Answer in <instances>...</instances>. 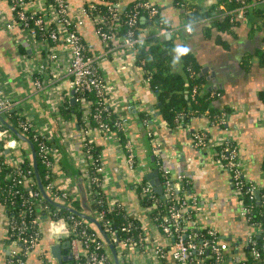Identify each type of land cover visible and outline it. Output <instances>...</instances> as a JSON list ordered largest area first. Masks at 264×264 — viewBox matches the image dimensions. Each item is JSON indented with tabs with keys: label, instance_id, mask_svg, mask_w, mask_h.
<instances>
[{
	"label": "built area",
	"instance_id": "obj_1",
	"mask_svg": "<svg viewBox=\"0 0 264 264\" xmlns=\"http://www.w3.org/2000/svg\"><path fill=\"white\" fill-rule=\"evenodd\" d=\"M7 2L10 12L0 15L4 19L6 29L12 33L15 30L23 32L35 53H43L41 61L35 60V56L34 59L31 58L32 56L28 54L22 57L24 69L32 77L36 87L41 90L47 89L49 86L45 83V78L56 81L64 76L70 80L71 92L74 93L66 94L74 95L75 103L80 104L83 111L80 124L75 117L71 118L75 128L79 129L82 139V147L74 163L83 172L88 193L90 187L95 188L94 191L99 195L104 191L108 198L113 196L108 187L114 179L111 169L106 164V158L102 151L96 155L92 152L95 132H99L110 142H115L120 153L125 154L129 167L134 172L132 187L137 191L138 188L140 189L138 198L140 193L144 196L156 192L151 181L144 178L139 171L141 164L137 146L129 134L130 117L117 108L116 104L119 102L114 100L116 84L105 76L101 63L113 50L133 53L138 44H144L142 38L136 35L134 27L139 18H146L145 13L151 19L158 17L157 5L150 0H137L129 18V25L133 29L127 36L116 38L113 33L105 30L100 22L95 23L98 18L95 14L97 7L92 0H83V5L77 13L72 12L70 0H7ZM85 2L88 4L84 5ZM240 2L239 7L227 10L226 13L235 16L237 20L245 21L248 9L254 4L248 3L247 0ZM262 3L264 4V0L257 2V4ZM123 4L124 0H116L114 16H117V11L123 7ZM86 20L94 22L96 32L103 43V49L98 52L92 51L80 35L78 28ZM115 29H118V26ZM191 30V27L187 28V31L191 32ZM146 79L149 81L150 75ZM199 90L200 86L194 85L192 93L195 94ZM86 93L93 94L94 98H87ZM213 94L218 96L221 91L213 90ZM21 102L20 98L7 94L6 86L0 80V111L5 117L11 113L17 116V126H14L27 136V132L32 134V138L30 136L29 138L37 143V151L42 162L55 173L53 179L44 185L45 190L56 201L72 206L71 201L81 196L77 177L66 167L57 166L63 153L58 146L54 131L50 126L36 122L35 118L21 107ZM127 107L132 109V104L128 103ZM142 123L147 129V134L153 136L150 114L142 118ZM215 123L225 124L223 129L226 132L219 141L209 143L206 130L199 128L193 132V144L209 146V148L221 145L216 150L217 154L215 155L214 150L212 155L230 173L233 190L242 203L241 215L246 217L256 229L249 233L246 243H251L253 257L264 264V242L258 246L255 239L258 224L253 220L255 202H257L256 190L260 188L252 179L245 176V165L240 157L238 145L227 130V111L218 116ZM0 140L5 154L4 157H0V167L10 166L9 175L13 174L14 181L28 186L29 183L38 186L37 180H31L33 169L24 163L25 157L31 153L30 148L24 150L23 140L1 121ZM159 148L160 146L156 144L157 153ZM89 168H93V172L90 173ZM161 176L163 197L174 195L175 198H172L169 212L164 215L161 224L151 217L145 205H142L144 207L142 212L133 214L121 201L127 209L124 214L126 220L120 227L123 232L121 238L113 229L112 219H105V208L95 211V216L103 220L104 226L110 229V237L114 242L119 243L121 251L142 253L150 251L157 256L160 264H223L228 256L229 243L220 237L214 227H207L206 232L196 229L203 227L198 218L201 201L196 194L185 189V182L189 183L186 174L175 175L170 168L162 167ZM46 177H50L49 172ZM179 192H183V198L177 196ZM180 198L182 200L176 205L175 200ZM99 201H102V198H99ZM189 205L195 209L197 217L192 218L187 212L186 207ZM21 206L17 215H12L7 210L9 236L18 240L22 246L21 253L12 251L8 264L24 263V256L35 248L42 237L44 224L52 236L55 235L61 240L70 239L74 255L70 264H114L105 242L96 231L89 229L87 218L73 211H70L69 215H59L58 209L62 207L52 204L39 188L28 187V193L23 197ZM136 216L142 224L135 223ZM155 226L163 233L164 242L158 241L154 236L152 227ZM191 226L195 230L192 231ZM77 241H81L83 248L78 247ZM236 264L249 263L244 257H239Z\"/></svg>",
	"mask_w": 264,
	"mask_h": 264
},
{
	"label": "crops",
	"instance_id": "obj_2",
	"mask_svg": "<svg viewBox=\"0 0 264 264\" xmlns=\"http://www.w3.org/2000/svg\"><path fill=\"white\" fill-rule=\"evenodd\" d=\"M150 1L157 5L159 19L163 20L166 27L148 24L142 28L140 37L144 44L166 41L176 48L187 44L194 50L203 68L209 67L207 72H203L210 79L208 86L221 91L216 96V104L228 111L227 130L238 145L245 165V176L259 186L261 197L264 198V15L250 13L245 21L239 20L237 24L228 27L222 24L221 18L230 9L222 0ZM70 2L72 12L75 13L83 5V0ZM255 4L258 8H264L263 3ZM193 7L209 11L210 16L201 22L190 23L187 16ZM5 12H10L8 2L0 0V15ZM3 21L0 17V80L5 84L7 94L20 98L21 107L36 122L50 126L61 152L66 147V152L75 162L82 147L80 131L75 128L72 119L65 120L62 125L58 123L64 95L71 93L70 80L64 76L56 81L45 78L49 87L44 90L37 88L24 69L22 57L28 54L41 61L43 53L36 54L23 32H9ZM142 22L145 23L146 19L142 18ZM188 27H191V32L187 31ZM78 29L92 51L103 49L93 21L86 20ZM101 69L116 84L114 100L119 102L117 108L130 117L129 134L137 146L140 173L151 180L149 174L156 169L160 181L162 167L170 168L175 175L185 173L190 189L201 201L199 223L205 227H214L220 237L229 243L228 256L223 264H236L239 257L245 256L249 233L256 229L241 215L242 203L233 190L230 173L214 159V149L194 145L192 141L194 129L208 131L211 144L219 141L226 130L217 123H211L207 115L195 116L186 124L171 127L163 120L156 106V92L149 87V81L129 51L113 50L102 60ZM128 103L132 104V109H128ZM142 111L150 114L154 132L151 137L142 124ZM65 132L70 134V144L65 142ZM94 140L102 147L106 164L112 172L114 182L109 184L108 189L112 195H120L128 211L139 214L144 207L138 198V191L132 187L134 172L125 154L120 153L115 142H110L99 132L94 133ZM156 144L160 146L158 153L155 150ZM76 181L80 192L81 184H84L88 193L82 174ZM8 221L7 209L0 203V264H8L13 250L19 253L22 251L21 243L9 236ZM43 229L42 237L35 248L25 255L23 264H59L51 253V245L69 238L61 240L52 236L46 224ZM152 230L156 239L164 242L163 233L156 226ZM77 242L78 247L83 248L81 241ZM70 250L72 247L63 248V254ZM120 253L118 251L121 264H160L157 256L150 251Z\"/></svg>",
	"mask_w": 264,
	"mask_h": 264
},
{
	"label": "trees",
	"instance_id": "obj_3",
	"mask_svg": "<svg viewBox=\"0 0 264 264\" xmlns=\"http://www.w3.org/2000/svg\"><path fill=\"white\" fill-rule=\"evenodd\" d=\"M97 7L95 14L98 18L95 23L100 22L105 30L114 34L116 38H121L127 36L128 32L133 29L129 25V18L131 10L137 0H124L123 7L117 11V16H114V5L116 0H92ZM228 7V9H234L240 6V0H222ZM260 0H247L248 3H252V7L248 9L247 15L250 13H260L264 15V8H258L255 4ZM88 3H84L87 5ZM146 22L143 23L142 19L139 18L138 23L134 27L136 30V35L140 36V30L147 26L148 24H157L158 26L166 27V24H162L163 20L159 19V15L156 18H149L145 13ZM210 16L209 11H205L200 7L191 8L190 14L187 16V21L190 23L201 22L207 17ZM222 24L231 27L239 20L235 16H231L225 13L221 18ZM97 24V25H99ZM118 26V29L115 27ZM179 47H187L189 52L186 55L179 56V59L174 63V58L179 55L175 52L176 46L170 42L156 43V44H138L136 50L131 53L136 65L142 69L144 76L147 77L150 75L149 87L156 91L157 95V108L160 111V114L164 121L168 122L171 127L181 125L182 123L186 124L192 120L195 116L207 115L210 118L211 123H215L218 116H220L224 111H227L225 108H221L216 104V96L213 94V88L208 86L209 78L207 74L203 72V64L197 59L195 52L187 44H181ZM194 85H199L200 90L193 94L192 88ZM63 104L60 106V111L63 117L66 120L75 117L76 121L80 124L82 120L83 111L80 108V104L77 102L72 104L70 102L71 95L65 93ZM87 98H94V95L91 93H86ZM228 112V111H227ZM145 111L141 112V119L146 115ZM6 118L9 119L13 125L17 126V116L14 113L6 115ZM142 121V120H141ZM143 124V123H142ZM77 125V123H76ZM144 126V125H143ZM220 127H225V124H219ZM145 127V126H144ZM196 129L192 131L193 132ZM207 132V140L210 143V135ZM28 136L32 138V134L27 132ZM150 137V135H148ZM33 142V141H32ZM34 147L37 156L38 170L42 180L43 185H46L50 179H53L54 172L51 168L47 167L43 162L41 157L38 154V146L34 141ZM24 150L30 148L27 143L23 141ZM202 147V146H200ZM221 145L214 146L215 155L216 150L219 149ZM102 147L93 142L92 152L97 154L101 151ZM63 156L57 166L66 167L68 170L73 172L76 177H79L83 172L74 164V161L66 152V147L63 149ZM5 154L2 150V140H0V157H4ZM24 163L26 166L31 167V180H37L32 154L29 153L25 157ZM10 166L3 165L0 167V203L5 205L6 209L10 214L17 215L18 210L22 207V199L28 193V187L33 186V188L38 189L39 187L36 184L29 186L27 184L16 182L12 177L13 174L9 175ZM90 173L93 172V168H89ZM50 173V177H46L47 173ZM163 180V177L161 176ZM31 181V182H32ZM189 183L185 182V189L192 192L190 189ZM19 190L18 192H16ZM95 188L89 187V193H87L88 205L91 208V212L95 214V211L105 208V219H112V225L114 231L117 233L118 237L122 238L123 232L121 231V225L125 222L127 209L125 205L121 202L120 196L118 193H114L112 197L108 198L107 195L103 192H100V195L96 193ZM140 192V189L138 188ZM177 196L183 198V192H179ZM99 198H102V201H99ZM140 203L145 205L149 210V214L154 220L161 224L164 219V215L169 212L173 196L163 197L157 192L147 193L144 196L139 194ZM176 199V205H179L182 200ZM175 199V198H174ZM186 199V197H185ZM72 206L79 210L84 211L85 206L82 202V196L75 198L71 201ZM255 211L253 214V220L257 221L258 231L256 232L255 239L257 240L258 246H261L264 242V198L261 197L259 203L255 202ZM88 208V209H89ZM187 212H189L192 218L197 217L195 215V209L191 208L189 205L186 207ZM59 215H69L70 211L65 208H59ZM102 227L105 231L111 235L110 229L104 226V221L100 220ZM87 223L90 230L96 231L100 238L105 242L103 236L100 234L97 226L93 224L90 220L87 219ZM135 223L142 224L141 220L136 216ZM168 223L170 221L168 220ZM190 229L195 230L193 226ZM200 232H206L207 227L203 226L201 228H196ZM117 250L120 254L124 251L120 250L119 243L115 241ZM107 249H109L107 247ZM251 243L245 245V261L249 264H263L261 261L255 259L252 255ZM209 253V252H208ZM25 259V256H24ZM209 261V259H208Z\"/></svg>",
	"mask_w": 264,
	"mask_h": 264
},
{
	"label": "water",
	"instance_id": "obj_4",
	"mask_svg": "<svg viewBox=\"0 0 264 264\" xmlns=\"http://www.w3.org/2000/svg\"><path fill=\"white\" fill-rule=\"evenodd\" d=\"M208 70H209V67L203 68L204 72H207ZM213 80L215 81V78ZM71 93L73 94L74 91H72ZM70 102L72 104L75 103V96L74 95L71 96ZM0 121L4 125H6L7 127L11 128L15 132V134L19 138H21L25 143H27L28 146L30 147L32 158H33L34 170H35V174H36V178H37V182H38V187L41 190V192L43 193L44 197L47 198L52 204H54L56 206L63 207L65 209H68L69 211H73V212L79 214L80 216L87 218L93 224H95L97 226L100 234L105 239L107 247H109V250H110L109 253L111 255L113 263L114 264H121L119 256H118L116 243L112 240V238L109 236V234L102 227L100 220L95 216V214H93V212H91V208H89L87 192H86L84 184H81L82 202L84 203V206H85L84 211H79V210L75 209L74 207H72L71 205H68V204H65V203H62V202H59V201H56L55 199H53L47 193V191L45 190L44 185L42 183V180H41V177L39 174V170H38L36 151H35L34 143L32 142V140L29 138V136L25 135L17 127H15L13 124H11L10 121L5 117V115L2 114L1 111H0ZM149 178L151 179L150 180L151 183L154 185L155 191L158 192L159 194H161L162 196H164L163 185H162L160 178L158 176V170L155 169L153 172H151L149 174ZM256 198H257V203H259L261 201V190L260 189L256 190ZM70 247H71V241L69 239L62 241V242L61 241L55 242L51 245V253H52L53 257H55L57 259L59 264H64V262H72L73 261L74 255H73L72 250H70L67 254H63V248H70Z\"/></svg>",
	"mask_w": 264,
	"mask_h": 264
},
{
	"label": "rangeland",
	"instance_id": "obj_5",
	"mask_svg": "<svg viewBox=\"0 0 264 264\" xmlns=\"http://www.w3.org/2000/svg\"><path fill=\"white\" fill-rule=\"evenodd\" d=\"M63 104V103H62ZM66 119L63 117V115L61 114V113H59V116H58V123L60 124V125H62V124H65V121ZM69 120H71V118L69 119ZM62 122V123H61ZM68 135H70L69 133H67V132H65L64 133V139H65V142L67 143V144H70L71 143V141H70V139H68ZM119 195V194H118ZM120 196V195H119Z\"/></svg>",
	"mask_w": 264,
	"mask_h": 264
},
{
	"label": "clouds",
	"instance_id": "obj_6",
	"mask_svg": "<svg viewBox=\"0 0 264 264\" xmlns=\"http://www.w3.org/2000/svg\"><path fill=\"white\" fill-rule=\"evenodd\" d=\"M175 52H177L179 55L174 58V63L179 59V56L186 55L189 52V49L187 47H177Z\"/></svg>",
	"mask_w": 264,
	"mask_h": 264
}]
</instances>
